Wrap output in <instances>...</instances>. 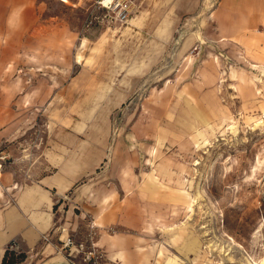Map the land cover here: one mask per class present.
<instances>
[{"label": "rangeland", "instance_id": "obj_1", "mask_svg": "<svg viewBox=\"0 0 264 264\" xmlns=\"http://www.w3.org/2000/svg\"><path fill=\"white\" fill-rule=\"evenodd\" d=\"M184 1L110 25L94 0H0V41L33 50L0 60L23 131L0 163L27 183L75 160L62 238L99 263L264 264V0Z\"/></svg>", "mask_w": 264, "mask_h": 264}, {"label": "crops", "instance_id": "obj_2", "mask_svg": "<svg viewBox=\"0 0 264 264\" xmlns=\"http://www.w3.org/2000/svg\"><path fill=\"white\" fill-rule=\"evenodd\" d=\"M182 3L178 2L169 11L163 10L162 16L157 18L158 25L172 27L182 13L193 10V6L187 7ZM137 11L135 10L130 21L137 23ZM164 20V24L160 23ZM23 48L27 49L28 45H15L10 40L0 41V60L17 58L10 55L12 53L18 54L19 58H24L25 54L29 56L30 52L33 54V50L23 51ZM38 51L40 50L35 48V57H38ZM2 90L4 93H1ZM11 97L7 85L0 83V145L5 141L18 140L23 135L21 127L19 128L21 121L10 116V113L5 114ZM12 146L14 145L10 146L11 152ZM64 154H70L69 146L64 149ZM56 168L53 174L33 175L35 180L23 183L13 169H3L0 163V264L5 249L10 248L11 243L16 246L14 251L25 254L23 260L14 264H69L64 255L59 254V243L64 231L74 230L75 222H69L67 214L60 211L77 177L75 160L67 157ZM84 170L86 169L82 168L79 171ZM118 257L116 252L114 261L99 264H121ZM134 262L136 261L131 260V263Z\"/></svg>", "mask_w": 264, "mask_h": 264}, {"label": "built area", "instance_id": "obj_3", "mask_svg": "<svg viewBox=\"0 0 264 264\" xmlns=\"http://www.w3.org/2000/svg\"><path fill=\"white\" fill-rule=\"evenodd\" d=\"M135 10L136 0H94L93 3V11L102 13V19L99 22L110 25L128 23ZM92 21L90 19V22ZM9 247L16 250L14 243H11ZM59 252L63 253L69 264H78L75 260L76 256L83 263L99 264L101 254L91 234L84 239H77L74 234L67 233L60 239Z\"/></svg>", "mask_w": 264, "mask_h": 264}, {"label": "trees", "instance_id": "obj_4", "mask_svg": "<svg viewBox=\"0 0 264 264\" xmlns=\"http://www.w3.org/2000/svg\"><path fill=\"white\" fill-rule=\"evenodd\" d=\"M25 254L22 252H16L13 249L6 248L1 264H14L23 260Z\"/></svg>", "mask_w": 264, "mask_h": 264}, {"label": "bare ground", "instance_id": "obj_5", "mask_svg": "<svg viewBox=\"0 0 264 264\" xmlns=\"http://www.w3.org/2000/svg\"><path fill=\"white\" fill-rule=\"evenodd\" d=\"M191 60V59H190Z\"/></svg>", "mask_w": 264, "mask_h": 264}]
</instances>
